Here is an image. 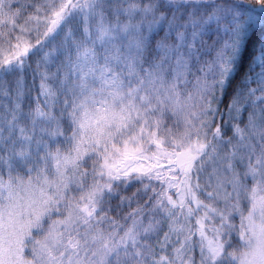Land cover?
Returning a JSON list of instances; mask_svg holds the SVG:
<instances>
[{
  "label": "snow or ice",
  "instance_id": "6c2138e0",
  "mask_svg": "<svg viewBox=\"0 0 264 264\" xmlns=\"http://www.w3.org/2000/svg\"><path fill=\"white\" fill-rule=\"evenodd\" d=\"M257 22L264 0H0V264H264V39L222 108Z\"/></svg>",
  "mask_w": 264,
  "mask_h": 264
},
{
  "label": "trees",
  "instance_id": "16d2710c",
  "mask_svg": "<svg viewBox=\"0 0 264 264\" xmlns=\"http://www.w3.org/2000/svg\"><path fill=\"white\" fill-rule=\"evenodd\" d=\"M33 2H41V0H33ZM18 3V0H17ZM254 33V35H253ZM249 35L252 36V39L249 41L248 44V49L247 51L244 53V61L239 69V71L237 73L234 74V79L232 80L231 86L227 88L224 98H223V102H222V108L226 107L229 100L231 99L232 95H233V90L238 86L241 76L243 75L245 68L249 62V57L254 53L255 51V44L257 41L264 39V23H260L257 22L255 23L252 28L249 30ZM35 57H29V63L31 64V67H26L24 69L23 72V77H24V82H25V86L26 89H31V92L28 96H26V102L31 100L32 96H35L38 94L37 90H36V85H38L39 83V78L37 77L36 81L33 82V69L35 68ZM257 71H259V68H257ZM6 80L9 81V83L11 84L14 80H15V76L14 75H10L8 77H6ZM255 85H253L254 87ZM227 117L224 118V121H227ZM246 119V114L241 118ZM224 121H221V123H224ZM228 135H231V132H228ZM144 163H148V162H144ZM168 166V165H167ZM145 183H147V181H145ZM153 186L156 187L157 186V182H153ZM141 187V184L138 182H131L126 189H124L121 194L125 195V196H131L133 193H135L137 191L138 188ZM137 199H139V202L141 204H143L145 197H137ZM117 203V201H113V204ZM137 207V203L133 202L131 204V207H123L121 209V215L126 214L129 211H132L134 208ZM112 215H116V213H112Z\"/></svg>",
  "mask_w": 264,
  "mask_h": 264
},
{
  "label": "rangeland",
  "instance_id": "374dc122",
  "mask_svg": "<svg viewBox=\"0 0 264 264\" xmlns=\"http://www.w3.org/2000/svg\"><path fill=\"white\" fill-rule=\"evenodd\" d=\"M161 163L164 165L165 169L168 167V166H167V161H163V160H162Z\"/></svg>",
  "mask_w": 264,
  "mask_h": 264
}]
</instances>
